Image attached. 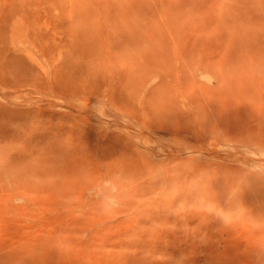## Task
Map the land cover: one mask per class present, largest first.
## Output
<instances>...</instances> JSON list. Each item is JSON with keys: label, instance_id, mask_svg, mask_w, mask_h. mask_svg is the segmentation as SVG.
Returning <instances> with one entry per match:
<instances>
[{"label": "rangeland", "instance_id": "obj_1", "mask_svg": "<svg viewBox=\"0 0 264 264\" xmlns=\"http://www.w3.org/2000/svg\"><path fill=\"white\" fill-rule=\"evenodd\" d=\"M0 264H264V0H0Z\"/></svg>", "mask_w": 264, "mask_h": 264}]
</instances>
